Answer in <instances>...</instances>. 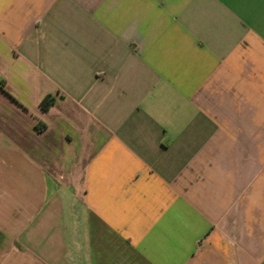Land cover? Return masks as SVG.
Wrapping results in <instances>:
<instances>
[{
  "label": "crops",
  "instance_id": "0c3cea01",
  "mask_svg": "<svg viewBox=\"0 0 264 264\" xmlns=\"http://www.w3.org/2000/svg\"><path fill=\"white\" fill-rule=\"evenodd\" d=\"M0 264H264V0H0Z\"/></svg>",
  "mask_w": 264,
  "mask_h": 264
},
{
  "label": "trees",
  "instance_id": "16d2710c",
  "mask_svg": "<svg viewBox=\"0 0 264 264\" xmlns=\"http://www.w3.org/2000/svg\"><path fill=\"white\" fill-rule=\"evenodd\" d=\"M55 101V98L50 95V94H47L45 97H43V99L40 101V107L43 109V110H47L52 104L53 102ZM45 128V124H40V123H36V129L38 131H42L43 129Z\"/></svg>",
  "mask_w": 264,
  "mask_h": 264
}]
</instances>
